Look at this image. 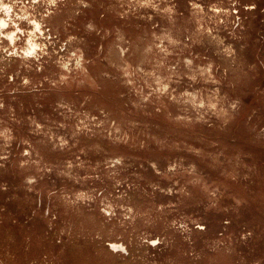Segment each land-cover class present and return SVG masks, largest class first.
<instances>
[{
	"label": "rangeland",
	"instance_id": "rangeland-1",
	"mask_svg": "<svg viewBox=\"0 0 264 264\" xmlns=\"http://www.w3.org/2000/svg\"><path fill=\"white\" fill-rule=\"evenodd\" d=\"M0 264H264V0H0Z\"/></svg>",
	"mask_w": 264,
	"mask_h": 264
}]
</instances>
